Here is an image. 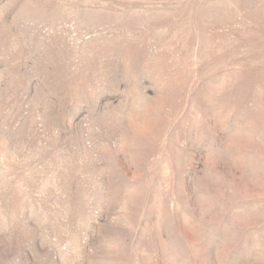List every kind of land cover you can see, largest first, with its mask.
I'll return each instance as SVG.
<instances>
[{
  "label": "rangeland",
  "instance_id": "1",
  "mask_svg": "<svg viewBox=\"0 0 264 264\" xmlns=\"http://www.w3.org/2000/svg\"><path fill=\"white\" fill-rule=\"evenodd\" d=\"M0 264H264V0H0Z\"/></svg>",
  "mask_w": 264,
  "mask_h": 264
}]
</instances>
